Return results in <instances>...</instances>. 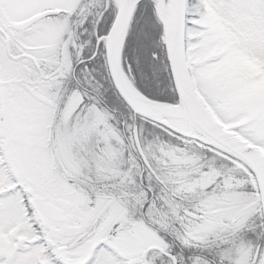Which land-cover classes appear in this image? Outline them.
Segmentation results:
<instances>
[{
	"label": "snow or ice",
	"instance_id": "6c2138e0",
	"mask_svg": "<svg viewBox=\"0 0 264 264\" xmlns=\"http://www.w3.org/2000/svg\"><path fill=\"white\" fill-rule=\"evenodd\" d=\"M0 264H264V0H0Z\"/></svg>",
	"mask_w": 264,
	"mask_h": 264
}]
</instances>
